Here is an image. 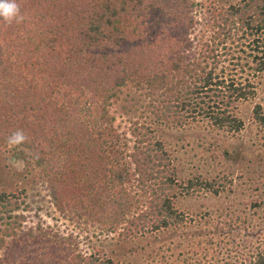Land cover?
<instances>
[{
	"label": "trees",
	"instance_id": "obj_1",
	"mask_svg": "<svg viewBox=\"0 0 264 264\" xmlns=\"http://www.w3.org/2000/svg\"><path fill=\"white\" fill-rule=\"evenodd\" d=\"M24 20H0V146H18L49 174L61 216L88 220L127 241L177 227V195L219 192L212 181L180 180L153 124L244 127L241 103L264 74V0H17ZM141 90L151 123L114 124L119 90ZM264 136V107L252 108ZM21 190L0 189V264H121L75 236L48 239L25 228ZM55 246L50 253L48 246ZM248 264H264V238Z\"/></svg>",
	"mask_w": 264,
	"mask_h": 264
},
{
	"label": "rangeland",
	"instance_id": "obj_2",
	"mask_svg": "<svg viewBox=\"0 0 264 264\" xmlns=\"http://www.w3.org/2000/svg\"><path fill=\"white\" fill-rule=\"evenodd\" d=\"M215 1L226 5L236 0ZM146 102L141 90L131 84L122 87L110 107L114 124L128 131L133 121L151 123ZM256 103L264 107V74L255 98L239 106L244 127L237 133L205 122L182 128L153 124L171 153L178 179H207L220 189L217 194L202 190L177 195L174 204L185 215L177 227L123 241L117 232L100 233L82 217L61 216L50 196L49 174L22 148L0 146V189L25 195V228L39 225L48 239L56 240L59 232L71 233L79 249H99L121 264H248L264 238V136L252 119ZM55 248L48 246L50 253Z\"/></svg>",
	"mask_w": 264,
	"mask_h": 264
},
{
	"label": "clouds",
	"instance_id": "obj_3",
	"mask_svg": "<svg viewBox=\"0 0 264 264\" xmlns=\"http://www.w3.org/2000/svg\"><path fill=\"white\" fill-rule=\"evenodd\" d=\"M0 20L7 24L20 23L24 20V16L20 11V5L17 0H0ZM28 136L22 129H17L6 138V144L11 149L18 147L27 142ZM12 167H17V161H9Z\"/></svg>",
	"mask_w": 264,
	"mask_h": 264
}]
</instances>
